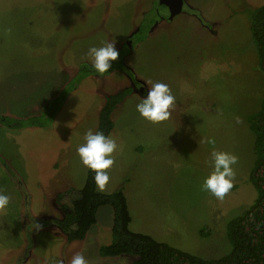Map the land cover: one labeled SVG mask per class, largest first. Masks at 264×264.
<instances>
[{"label":"rangeland","instance_id":"1","mask_svg":"<svg viewBox=\"0 0 264 264\" xmlns=\"http://www.w3.org/2000/svg\"><path fill=\"white\" fill-rule=\"evenodd\" d=\"M183 1L179 15L163 20L159 0H0V115H41L67 96L45 127L0 125V192L11 197L0 212V264H69L76 253L88 264L137 259L99 254L112 241L111 206L99 209L82 240L69 242L56 222L86 182L77 145L98 131L107 98L124 90L108 134L120 150L100 192L124 191L133 232L204 259L231 251L228 223L257 197L248 117L260 108L264 74L250 27L264 0ZM105 42L116 43L134 77L120 69L82 76L88 49ZM151 82L168 84L176 97L170 119L158 125L135 111ZM213 150L238 157L223 199L201 188Z\"/></svg>","mask_w":264,"mask_h":264},{"label":"trees","instance_id":"2","mask_svg":"<svg viewBox=\"0 0 264 264\" xmlns=\"http://www.w3.org/2000/svg\"><path fill=\"white\" fill-rule=\"evenodd\" d=\"M250 28L257 45L259 68L264 74V3L251 14ZM115 69L126 70L120 56L113 62L108 74ZM81 73L84 77L98 74L90 64H84ZM128 73L133 77L132 72ZM129 92L124 90L107 98L100 111L98 131L105 135L111 133L114 128L112 114ZM66 99L67 96L63 93L49 101L41 115L24 119L0 115V125L11 129L45 127L55 120ZM248 123L255 136V160L249 179L257 190V197L247 210L228 223L227 236L231 251L222 258L204 259L159 242L150 235L133 232L130 229L132 217L124 191L100 192L94 183V174L89 170L80 197L73 201L71 210L66 212L65 217L57 220L58 226L67 234L69 242L82 240L97 223L99 209L111 206L114 212L112 241L99 248V254L103 258L137 256L131 264H264V96L259 110L249 115Z\"/></svg>","mask_w":264,"mask_h":264},{"label":"clouds","instance_id":"3","mask_svg":"<svg viewBox=\"0 0 264 264\" xmlns=\"http://www.w3.org/2000/svg\"><path fill=\"white\" fill-rule=\"evenodd\" d=\"M116 43L105 42L100 47H90L87 57L91 68L103 76L110 72L113 62L117 61L120 53ZM176 97L168 84L151 82L147 87V93L140 96L135 104V111L146 122L158 125L168 121L171 110L174 109ZM208 143H214L209 140ZM120 150L117 139L103 132L89 130L83 137V142L76 147V154L80 163L91 171L96 187L103 191L110 181L109 170L115 163V154ZM238 163V157L225 151L213 150L210 154L211 171L204 177L202 190L209 192L217 199L224 196L233 188L235 181L234 166ZM11 197L0 192V212L6 211L10 205ZM39 227L35 225V228ZM69 264H88L81 253L73 255Z\"/></svg>","mask_w":264,"mask_h":264},{"label":"water","instance_id":"4","mask_svg":"<svg viewBox=\"0 0 264 264\" xmlns=\"http://www.w3.org/2000/svg\"><path fill=\"white\" fill-rule=\"evenodd\" d=\"M159 1L160 5L158 6V14L163 20H172L183 11V0H177L175 3L170 0ZM128 45L131 46V41L128 42Z\"/></svg>","mask_w":264,"mask_h":264},{"label":"flooded vegetation","instance_id":"5","mask_svg":"<svg viewBox=\"0 0 264 264\" xmlns=\"http://www.w3.org/2000/svg\"><path fill=\"white\" fill-rule=\"evenodd\" d=\"M170 1H172L173 3L177 2V0H170ZM183 8H184V5H183ZM128 42H129V41H127V45H128ZM131 46H132V45H131ZM131 46H130V47H131ZM126 70H127V68H126ZM127 71H128V70H127ZM128 72H129V71H128ZM133 77H134V75H133ZM65 215H66V213H65ZM65 215H64V217H65ZM64 217H63V218H64ZM63 218H61V219H63ZM61 219H59V220H61ZM56 222H57V220H56ZM58 227H59V226H58ZM59 229H60V227H59ZM60 230H61V229H60ZM61 231H62V230H61ZM63 233H65V232L63 231ZM65 234H66V233H65ZM66 235H67V234H66Z\"/></svg>","mask_w":264,"mask_h":264},{"label":"crops","instance_id":"6","mask_svg":"<svg viewBox=\"0 0 264 264\" xmlns=\"http://www.w3.org/2000/svg\"><path fill=\"white\" fill-rule=\"evenodd\" d=\"M100 191V190H99Z\"/></svg>","mask_w":264,"mask_h":264}]
</instances>
